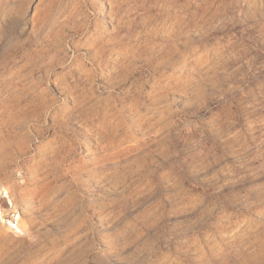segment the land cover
I'll use <instances>...</instances> for the list:
<instances>
[{
    "label": "rangeland",
    "instance_id": "1",
    "mask_svg": "<svg viewBox=\"0 0 264 264\" xmlns=\"http://www.w3.org/2000/svg\"><path fill=\"white\" fill-rule=\"evenodd\" d=\"M0 264H264V0H0Z\"/></svg>",
    "mask_w": 264,
    "mask_h": 264
},
{
    "label": "bare ground",
    "instance_id": "2",
    "mask_svg": "<svg viewBox=\"0 0 264 264\" xmlns=\"http://www.w3.org/2000/svg\"><path fill=\"white\" fill-rule=\"evenodd\" d=\"M114 150H115V148H114ZM116 154H117V153H116ZM61 158H62V157H61ZM58 161H59V160H58ZM61 161H62V160H61ZM97 161H98V160H97ZM59 163H60V161H59ZM62 163H63V162H62ZM62 163H61V164H62ZM57 165H58V164H57ZM61 169H62V168H61ZM57 179H58V178H57ZM18 223H19V222H18Z\"/></svg>",
    "mask_w": 264,
    "mask_h": 264
}]
</instances>
